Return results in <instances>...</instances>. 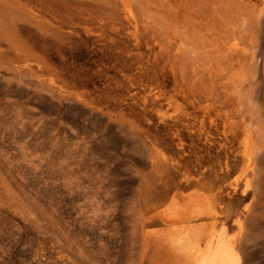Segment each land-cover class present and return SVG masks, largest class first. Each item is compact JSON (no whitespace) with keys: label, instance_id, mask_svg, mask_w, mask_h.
<instances>
[{"label":"rangeland","instance_id":"obj_1","mask_svg":"<svg viewBox=\"0 0 264 264\" xmlns=\"http://www.w3.org/2000/svg\"><path fill=\"white\" fill-rule=\"evenodd\" d=\"M158 1L0 0V264H264V0L191 46Z\"/></svg>","mask_w":264,"mask_h":264},{"label":"bare ground","instance_id":"obj_2","mask_svg":"<svg viewBox=\"0 0 264 264\" xmlns=\"http://www.w3.org/2000/svg\"><path fill=\"white\" fill-rule=\"evenodd\" d=\"M238 5L240 4H236L234 0H159L155 5L154 14L156 17H158V21L160 18L169 19L170 25L165 26L157 21L154 25L150 26L149 31L156 37L166 36L169 31H172L173 37L175 38L177 44L181 41L184 45L188 46H191L194 42L206 37L219 40L224 34L229 33L228 26L230 25L233 27L232 36L237 37V14L241 11L239 10ZM249 20L251 21V19ZM241 26L239 25L238 27ZM173 50L174 49L172 47L171 49L162 48L159 54L163 58L168 59L171 63L176 64L180 62L182 64L183 70H185L184 77L185 79L187 78L188 89L194 98L196 93L194 94L192 91H196L194 89L196 88L195 84L198 80V74L196 71H193L192 73L187 72L190 65H192L193 58H191V56L188 54L186 55L180 53V50L174 54ZM233 70H235L234 67ZM234 87L236 88L237 86L234 84ZM199 99L201 100L200 97ZM226 101L234 108L233 111H238V105L240 104L241 100L237 96V90H233V94L227 97ZM247 109L249 108L247 107Z\"/></svg>","mask_w":264,"mask_h":264}]
</instances>
